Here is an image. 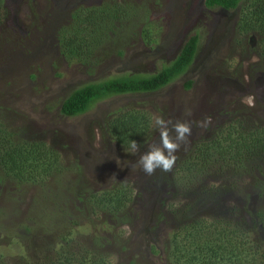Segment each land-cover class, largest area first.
I'll return each instance as SVG.
<instances>
[{
	"label": "rangeland",
	"instance_id": "1",
	"mask_svg": "<svg viewBox=\"0 0 264 264\" xmlns=\"http://www.w3.org/2000/svg\"><path fill=\"white\" fill-rule=\"evenodd\" d=\"M0 5V113L5 119L0 122L20 140L52 149L58 163L67 167L41 185L0 183V264L43 262L44 255L53 258L64 244L74 262L82 251L97 245L99 255L93 260L103 264H169V235L175 223L184 221L173 212L188 202L192 211L197 208L204 214L210 196L195 192L181 199L184 194L175 195L172 184L179 186L183 180L174 174L170 178L171 171L195 146L220 132L264 130V58L258 54L254 33L242 36L237 31L240 5L231 12L209 10L203 0H0ZM107 5L122 6L125 15L102 28L95 48L77 57L60 53L59 32L72 23L75 10ZM192 33L198 42L191 65L161 89L110 95L82 114L60 115L59 105L72 90L115 77L151 75L173 60L182 40ZM248 95L254 97V107L243 102ZM134 110L145 128L138 140L132 139L139 145L133 154L130 144L113 140L106 125L113 116ZM155 116L173 124L187 122L192 134L175 153L171 171L156 169L147 175L131 165L159 143ZM209 117L207 126L200 127ZM215 159L207 168L212 171L205 182L209 190L231 178L232 167H224V175L218 176ZM256 164L264 171V164ZM254 175L264 184V172ZM238 178L236 198L226 194V204L220 205H235L248 218L261 203L247 192L252 177ZM120 187L131 199L120 211V220L90 210L88 194L98 197ZM223 210L218 207L217 214L226 213ZM246 223L242 229L252 228L251 234L262 236L259 224Z\"/></svg>",
	"mask_w": 264,
	"mask_h": 264
},
{
	"label": "trees",
	"instance_id": "2",
	"mask_svg": "<svg viewBox=\"0 0 264 264\" xmlns=\"http://www.w3.org/2000/svg\"><path fill=\"white\" fill-rule=\"evenodd\" d=\"M203 5L209 10L221 9L227 12L240 5L237 31H240L242 36L249 32L254 33L258 54L264 58V0H203ZM2 12L0 5V16ZM124 15L123 7L115 5L75 10L71 16L72 23L59 32L60 53L77 57L84 54L87 49L95 48V38L103 32L102 28H108L114 17ZM84 24L86 26H83ZM197 42L198 36L195 33L185 36L173 60L165 66H160L151 75L115 77L84 84L72 90L59 105L60 115L73 117L82 114L95 101L110 95L148 93L161 89L187 69L195 55ZM189 86L190 82H187L186 87ZM2 114L1 112L0 119L5 121ZM139 115L136 110L124 111L109 120L106 125L107 132L117 144L126 146L132 139L138 140L143 134L145 127L142 126L143 118L138 117ZM4 121L0 122V183L11 181L16 185H41L47 178L52 179L66 170L65 165L58 163V156L52 149L41 142L25 138L20 140L14 132L5 128ZM245 130L237 129L231 134L227 132L229 134L227 136H225L227 133L224 135L220 132L212 141L200 143L182 160L174 172L171 171L170 178L174 174L175 179L183 180L184 184L179 186L172 184L178 191L175 195L181 197L184 194L181 199L185 200V194L190 193L191 197V194H196L195 192L208 193L206 195L210 196L204 214L197 208L192 211L188 202L179 204L177 211L173 212L175 218L181 217L184 221L175 223L169 235L172 241L168 253L169 264H264V184L261 179H253L254 172H264L259 169L260 165L256 164L258 161L264 164V130L260 128ZM243 132L244 136L241 135ZM230 135L234 139H230ZM219 146H222L221 150H218ZM214 156L216 159H212ZM214 159L218 176L224 175L221 171L224 167H232L231 178L228 176L229 180L209 190L205 182L210 178L212 171H208L207 168L212 165ZM243 175L252 177L253 182L248 183L250 188L247 192L254 194L261 203L255 212L248 213V218H245L246 213L243 211L242 214V210L235 205L229 207L220 205L222 201L226 202V194L231 200L236 198L235 186L237 182L240 184L238 177ZM86 201L91 205L90 210L94 214L95 209H98L113 216L117 215L115 219L120 220V211L131 199L128 190L120 187L103 191L98 197L90 193ZM203 204L204 200L201 202L202 209ZM218 207L220 210L224 209L226 213L221 212L218 215ZM201 212L202 214H199ZM242 223L259 224L262 236L257 238L255 233L251 234L252 228L251 232L242 229L244 226ZM63 238L66 243L70 241L68 237ZM93 247L95 249L82 251L78 261L74 262L72 256L68 254V244H64L60 250L55 251L53 258L49 259L44 255L43 262L33 260V264H103L101 259L93 260L95 259L93 257L99 255L97 245ZM20 264L28 263L20 260Z\"/></svg>",
	"mask_w": 264,
	"mask_h": 264
},
{
	"label": "clouds",
	"instance_id": "3",
	"mask_svg": "<svg viewBox=\"0 0 264 264\" xmlns=\"http://www.w3.org/2000/svg\"><path fill=\"white\" fill-rule=\"evenodd\" d=\"M243 102L249 107L255 106L252 95L244 97ZM153 119L154 127L159 132V143L150 145L148 151L140 156L136 164L131 165L133 169L141 168L147 175H152L156 169H160L162 172L171 171L177 159L175 153L179 150L181 143L186 142L192 134L191 126L187 122L178 120L173 124L171 120H165L159 116H155ZM210 119V117L206 118L205 121L199 123V126L206 127ZM169 125L172 126L171 129ZM171 132H174L175 135H171ZM130 149L133 154L139 151L136 141H130Z\"/></svg>",
	"mask_w": 264,
	"mask_h": 264
},
{
	"label": "flooded vegetation",
	"instance_id": "4",
	"mask_svg": "<svg viewBox=\"0 0 264 264\" xmlns=\"http://www.w3.org/2000/svg\"><path fill=\"white\" fill-rule=\"evenodd\" d=\"M177 50H178V49H177ZM191 63H192V62H191ZM191 63H190V65H191ZM190 65H189V66H190ZM189 66H188V67H189ZM188 67H187V68H188Z\"/></svg>",
	"mask_w": 264,
	"mask_h": 264
}]
</instances>
